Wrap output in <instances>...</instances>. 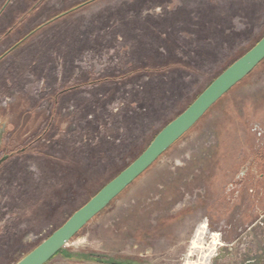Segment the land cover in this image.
<instances>
[{
  "label": "rangeland",
  "instance_id": "1",
  "mask_svg": "<svg viewBox=\"0 0 264 264\" xmlns=\"http://www.w3.org/2000/svg\"><path fill=\"white\" fill-rule=\"evenodd\" d=\"M85 1L0 0V37L13 28L0 55L19 42L0 60V157L14 153L0 166V264L50 236L264 36V0L64 13ZM205 223L207 242L220 234L209 264H264V60L46 264H184Z\"/></svg>",
  "mask_w": 264,
  "mask_h": 264
},
{
  "label": "water",
  "instance_id": "2",
  "mask_svg": "<svg viewBox=\"0 0 264 264\" xmlns=\"http://www.w3.org/2000/svg\"><path fill=\"white\" fill-rule=\"evenodd\" d=\"M263 60L264 36L220 73L182 113L165 125L131 164L106 183L59 228L15 264H46L50 261L90 220L104 210L185 135L221 97L248 76ZM3 160L5 157L0 160V164Z\"/></svg>",
  "mask_w": 264,
  "mask_h": 264
},
{
  "label": "bare ground",
  "instance_id": "3",
  "mask_svg": "<svg viewBox=\"0 0 264 264\" xmlns=\"http://www.w3.org/2000/svg\"><path fill=\"white\" fill-rule=\"evenodd\" d=\"M206 228L207 224L205 223L197 230L184 264H209L210 259L218 248L220 234L218 232H213L211 240L207 242L204 238ZM194 256L198 258L193 259Z\"/></svg>",
  "mask_w": 264,
  "mask_h": 264
},
{
  "label": "flooded vegetation",
  "instance_id": "4",
  "mask_svg": "<svg viewBox=\"0 0 264 264\" xmlns=\"http://www.w3.org/2000/svg\"><path fill=\"white\" fill-rule=\"evenodd\" d=\"M7 7V2L2 6V8L0 9V15L2 14V12L5 10V8ZM13 32V28H10L8 31H5L4 32V35H3V37H0V48L2 47L3 48V46L1 45L2 44V42H4V40L7 38V36L8 35H10L11 33ZM20 42H22V39L20 40ZM19 44V42H17L14 46H12L10 49H8V50H6L3 54H1L0 55V60L1 59H3L10 51H12L14 48H16V46ZM6 122H3L2 121V125H4V127L6 128V124H5ZM4 132H6V130L4 129V128H2V127H0V148L1 147H3L2 145H3V143H2V137H3V133ZM39 139V136H37V137H35V138H33V137H31V140H30V142H29V145L30 146H26V147H24V148H22V151H26L28 148H31V147H33V144H35L36 143V141ZM6 149V152H5V154L2 156V157H0V160L3 158V157H5V160H3L2 162H1V164H0V166L1 165H3L4 164V162L6 161V160H8L14 153H13V150H10V146H8L7 145V147H5ZM10 150V151H9ZM12 151V152H11Z\"/></svg>",
  "mask_w": 264,
  "mask_h": 264
},
{
  "label": "trees",
  "instance_id": "5",
  "mask_svg": "<svg viewBox=\"0 0 264 264\" xmlns=\"http://www.w3.org/2000/svg\"><path fill=\"white\" fill-rule=\"evenodd\" d=\"M94 1H96V0H86L85 2H82V3L78 4V5L75 6L74 8H72V9H70V10L64 12V13L67 14V13H70L71 11H73V10H75V9L83 8V7L89 5L90 3L94 2ZM64 13H62V14H60V15L54 17L53 19H56V18L62 16ZM139 70H140V71H143V73H144V72H145V73H146V72H147V73H149V72H153V71H151V69H149V68H144V70L140 68ZM154 70H156V71H162L163 68H156V69H154Z\"/></svg>",
  "mask_w": 264,
  "mask_h": 264
}]
</instances>
